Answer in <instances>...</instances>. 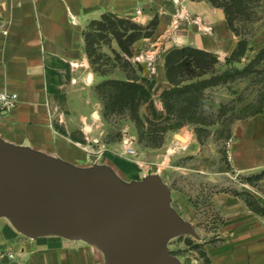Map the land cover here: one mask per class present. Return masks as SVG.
Segmentation results:
<instances>
[{
    "label": "crops",
    "instance_id": "0c3cea01",
    "mask_svg": "<svg viewBox=\"0 0 264 264\" xmlns=\"http://www.w3.org/2000/svg\"><path fill=\"white\" fill-rule=\"evenodd\" d=\"M107 12L143 25L156 18L153 32L137 38L131 48L133 59L147 56L138 61V81L150 98L139 113L152 119L165 114L160 94L170 86L164 61L171 48L191 45L224 58L238 41L222 7L209 0H0V90L18 98L14 108L0 115L1 140L69 166L96 162L108 171L104 164L119 168L127 162L112 151L115 143L103 139V103L95 85L104 78L91 67L85 48L88 23ZM230 138L232 169L255 179L264 170V103L232 125ZM213 200L223 215V240L205 246L210 264H264V216L228 193H215ZM78 237L87 244L37 236L17 253L24 264H108L102 243ZM0 239L16 251L1 233ZM0 264L16 261L4 258ZM164 264L202 263L169 253Z\"/></svg>",
    "mask_w": 264,
    "mask_h": 264
},
{
    "label": "rangeland",
    "instance_id": "374dc122",
    "mask_svg": "<svg viewBox=\"0 0 264 264\" xmlns=\"http://www.w3.org/2000/svg\"><path fill=\"white\" fill-rule=\"evenodd\" d=\"M239 9L232 12V31L238 39L247 40L246 50L239 61H232L228 65L223 63L224 58L218 57L221 62L216 65L215 74L231 66L243 70V73L232 72L224 81L205 89L203 101L197 105V112L203 117L204 123L189 122L161 132L158 121L162 118L152 119L140 113L143 126L139 132L134 121L129 118L127 109L104 117L106 129L103 139L115 143L117 147L112 148V151L127 160L119 168L115 163L104 164L113 182L123 188L140 183L164 184L169 187V203L178 209L181 215L179 219L187 223L189 229L180 233H165L163 242L169 253L198 259L202 264H207L206 260H209L205 246H217L223 240V215L215 206V193L224 192L236 196L253 211L264 216V178L252 180L246 178V175L237 174L228 159L232 125L257 112L264 103V54L256 59L264 47V0H242ZM87 28L96 34L93 40L96 55H99L96 66L99 64L104 74L99 71L97 73L103 78H123L124 72L120 66L122 60L119 59L123 52L115 36L95 26ZM143 55L141 60L147 57ZM130 60L139 63L132 56ZM177 134L184 139H180ZM127 137L132 139L133 153L126 151L123 140ZM97 166L102 165L94 162L84 167H71L85 170ZM0 233L16 248L15 252L20 248L31 247L32 240L37 236L63 242L79 240L87 244L78 235L63 232L38 233L31 237L8 212H0ZM5 245L1 243L0 247Z\"/></svg>",
    "mask_w": 264,
    "mask_h": 264
},
{
    "label": "water",
    "instance_id": "95a60500",
    "mask_svg": "<svg viewBox=\"0 0 264 264\" xmlns=\"http://www.w3.org/2000/svg\"><path fill=\"white\" fill-rule=\"evenodd\" d=\"M169 202L164 184L123 188L99 166L74 169L0 139V212L31 237L84 234L108 249V264H164L163 234L189 229Z\"/></svg>",
    "mask_w": 264,
    "mask_h": 264
},
{
    "label": "trees",
    "instance_id": "16d2710c",
    "mask_svg": "<svg viewBox=\"0 0 264 264\" xmlns=\"http://www.w3.org/2000/svg\"><path fill=\"white\" fill-rule=\"evenodd\" d=\"M213 5L222 7L228 26L233 28L234 9L240 10L242 0H209ZM156 18L143 25L130 18L119 17L114 13H103L100 18L91 20L87 26H95L99 30H107L117 39L123 52L119 56L120 66L123 69V78H104L95 85L98 97L103 103V116L106 118L110 113L124 112L128 110V116L135 123L137 130L143 126V120L139 113V106L150 98V92L141 84L139 72L141 65L130 60L132 56V43L141 36L150 35L155 26ZM95 33L86 27L85 48L91 67L100 74L98 62L99 55H96V48L93 47ZM125 35V38H122ZM247 46L245 38L238 39L236 47L224 57L223 63L228 65L232 61H239ZM264 54V47L260 50L258 59ZM217 54L200 49L191 45H183L171 48L165 55V76L170 83L168 88L161 91L160 98L165 111L162 119L158 121L161 132L167 129H175L185 123H204L203 117L197 112V105L203 101L204 91L207 87L224 81L226 76L232 72L243 73L235 67H230L219 74H215V67L220 63ZM211 73L209 77H204ZM146 120L151 121L148 117ZM174 119L173 122H171ZM264 176V170L254 175V178ZM209 264V260H206Z\"/></svg>",
    "mask_w": 264,
    "mask_h": 264
},
{
    "label": "built area",
    "instance_id": "2783aa9c",
    "mask_svg": "<svg viewBox=\"0 0 264 264\" xmlns=\"http://www.w3.org/2000/svg\"><path fill=\"white\" fill-rule=\"evenodd\" d=\"M138 12H140V9L136 10V13ZM2 32L6 33V30H2ZM143 57V54H139L135 57V60L139 61ZM17 100V93L7 90H0V115L7 113L12 108H14L17 104ZM123 142L126 144V151L128 153H133L134 149L131 146L132 139L130 137H127L123 140ZM4 258L15 260L16 264H24L23 259L17 252L12 251L6 247H0V261Z\"/></svg>",
    "mask_w": 264,
    "mask_h": 264
},
{
    "label": "bare ground",
    "instance_id": "6f19581e",
    "mask_svg": "<svg viewBox=\"0 0 264 264\" xmlns=\"http://www.w3.org/2000/svg\"><path fill=\"white\" fill-rule=\"evenodd\" d=\"M177 136L180 138V139H184V137H182L181 135L177 134Z\"/></svg>",
    "mask_w": 264,
    "mask_h": 264
}]
</instances>
